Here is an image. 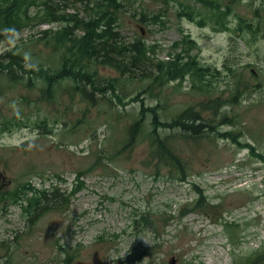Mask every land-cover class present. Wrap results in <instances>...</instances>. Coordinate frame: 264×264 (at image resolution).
I'll return each instance as SVG.
<instances>
[{
    "label": "rangeland",
    "instance_id": "rangeland-1",
    "mask_svg": "<svg viewBox=\"0 0 264 264\" xmlns=\"http://www.w3.org/2000/svg\"><path fill=\"white\" fill-rule=\"evenodd\" d=\"M55 3L80 9L78 0ZM232 4L226 28L238 33L235 38L231 31H215L205 17L208 9L198 2L203 15L192 19L178 14L177 0H127L121 12L124 39L142 36L156 49L155 56L167 58L183 47L197 53L210 66V89L193 87L189 76L171 81L160 99L158 89L141 91L143 85L124 79L122 90L116 88L123 104L114 89L108 88L107 95L99 90L85 94L66 78L56 86V99L47 102L41 100L46 94L40 80L28 86L21 78L5 86L7 77L0 73V118L19 114L28 123L0 134V186L13 188L29 180L38 190L62 193L65 203L35 220L18 203L0 204V264H264V255H257L264 254V159L257 155L264 156V8L255 0ZM240 14L257 24L255 38L239 36L244 28ZM57 27L43 23L14 30L0 40V55L42 29ZM184 35L195 43L175 46ZM23 48L27 66H61L60 56L42 44ZM233 53L241 54L243 62L230 70L227 60ZM98 71L100 81L119 76L108 66ZM239 90L241 96L233 101ZM138 93L149 106L165 101L163 121L203 101H230L203 111L218 114L220 123L197 140L177 127H159L180 156V170L174 160L155 155L150 113L137 141L125 147L127 128L140 116L142 103L127 102ZM224 114L233 122L223 121ZM45 116L48 121L41 125ZM80 170L86 174L78 180ZM200 193L205 205L194 208Z\"/></svg>",
    "mask_w": 264,
    "mask_h": 264
},
{
    "label": "trees",
    "instance_id": "trees-1",
    "mask_svg": "<svg viewBox=\"0 0 264 264\" xmlns=\"http://www.w3.org/2000/svg\"><path fill=\"white\" fill-rule=\"evenodd\" d=\"M124 0H89L94 13H91L86 18V26L83 27L84 34L80 35L81 38L76 41H70V33L64 31H55L52 29H43L41 34L31 38L28 43H41L49 49L62 52L64 56L63 65L59 68H51L45 66H39L33 64V66H27L28 61L26 59L23 45L17 44L9 51H6L0 55V73H4L7 77L8 84L5 86H14L21 78L26 79L28 86H33L37 80H40V85L43 92L46 94L43 98L47 102H51L53 99L50 96V92L55 83L61 79L72 77L75 80L85 77L87 82L92 86H96V79L93 75L97 74L100 66H111L118 71L121 75L129 74L132 78L138 79L141 83H146L151 87L162 86L166 81L180 79L183 80L188 74L193 72V65L197 62L196 56L184 59L182 54L177 55L172 59L171 65L162 63L163 59L154 61L150 52L147 55L141 56L138 51L141 48L150 49L146 42L142 40H135L133 42L124 39L122 33L115 29V23L120 17L121 10L124 9ZM37 5L38 9L34 13H30V7ZM64 8L59 4L53 5V0H0V39L5 37L3 31H12L15 29L21 30L33 24H41L43 22L53 23L62 16ZM104 23L109 26V35L114 40H119L122 43V47L119 49L115 56H111L108 53H94L91 51V45L97 40L101 27ZM96 32V34H95ZM195 43L194 40H190ZM71 51L85 53L92 58L91 62H83L77 60L69 53ZM150 51V50H149ZM113 59L117 60L116 64H112ZM149 63H154L155 72H148L146 66ZM28 75L25 77V73ZM105 89V86H99ZM107 87L115 88L116 79L111 78L107 82ZM116 96L119 97L117 93ZM120 98V97H119ZM133 100L138 99V96L133 97ZM26 100L31 103L30 98ZM220 104V102H219ZM210 106L207 103L201 104L197 111L192 109L185 110V114H178L174 116L171 121H163L160 114H158L157 106H145L141 104L140 116L134 118L127 128V142L125 147L133 145L145 126L144 120L148 113L151 116V130L150 135L152 137L151 145L154 149V153L161 159H173L176 166L183 170V165L180 163L179 157L176 155L175 150L168 144L167 138L160 135L159 127L169 125L173 128H179L182 133L190 138L199 139L204 137V133L214 132L220 122L216 121L218 114H202L203 111L209 109ZM222 120L228 119L231 122L233 119L228 118L227 114L221 116ZM48 116H45L40 121L41 125H46ZM28 123L20 117L19 114L10 115L9 117L0 118V134L6 131H12L14 129L27 126ZM187 132L189 134H187ZM224 135V134H221ZM231 135V134H230ZM233 138H236L234 134ZM249 147L254 150V146L247 143ZM258 156L264 158L260 153ZM185 173V172H184ZM183 173V174H184ZM86 172L78 171L77 179H81L82 175ZM201 194V193H200ZM204 195L201 194L200 200L195 203L194 208L202 207L205 205ZM12 203L20 204L25 211L31 213V220H35L37 217L42 216L48 210L62 209L65 206L64 195L56 192L49 194L45 190H38L29 180L13 187L3 188L0 186V204L2 207L7 208ZM190 211L192 208L184 207ZM184 211V210H183ZM185 214V212H183ZM144 219L149 223L150 218L145 216ZM138 254V256H140ZM71 253L67 252V258H71ZM264 259V256H263ZM244 262L241 264H248Z\"/></svg>",
    "mask_w": 264,
    "mask_h": 264
},
{
    "label": "bare ground",
    "instance_id": "bare-ground-1",
    "mask_svg": "<svg viewBox=\"0 0 264 264\" xmlns=\"http://www.w3.org/2000/svg\"><path fill=\"white\" fill-rule=\"evenodd\" d=\"M78 1H80V9H77V10L70 8V7H67V6L63 7L61 3H55V5L59 4L60 7H63L64 12L62 13V16L60 18H58L57 21H55L53 23H58V27H57L58 31H64V32L70 33V35L68 37L70 41H76V40L81 38L80 35L84 34L83 27L86 26V23H85L86 18L89 17L91 13H94L92 6H91L92 3H90L89 0H78ZM165 1H176V0H165ZM177 1L180 2V5L182 6V9L178 13L180 16L187 17L188 19H192L193 17L196 18V17L202 16L203 12L201 10H199L197 8V6L195 5V3L198 2L201 5L202 4L205 5L204 7L208 9L209 13L205 17H209V19L211 21L210 25L212 26V28L215 31L228 30L229 32L231 31L232 36L234 38L238 36L237 32L231 30L230 28H226V27H229V25L227 24V20H228L229 15L234 13L232 0H228L226 2H223L222 0H195L194 3H191L192 5L184 4L183 1H181V0H177ZM255 1L258 3V5L260 7L264 8V0H255ZM123 2L127 3V0H124ZM126 3L124 5L123 10H125L127 8ZM53 5H54V0H53ZM33 6H36L38 9L37 5H32L30 7V9ZM89 10H90V13L88 15H85ZM123 10H121V12ZM34 12L30 10V13H34ZM121 12H120L119 19L115 23V29L120 31L121 33H123L122 30L119 29ZM141 16H142L141 20L146 22L144 14H142ZM239 16H240L241 21H242L241 25H242V27H244L242 29H239V36L242 37V36H245L246 34H250V35H252L253 38H255L257 36L256 34H258L257 24L253 23L252 20H249L244 15L240 14ZM156 17H157V15H154V18H156ZM146 19L151 20V17H147ZM203 20H205V19H203ZM43 23H48V22H43ZM43 23H41V24H43ZM202 23L205 24L208 22H202ZM203 24H201V25H203ZM37 25H39V24H33L30 26H37ZM205 25H207V24H205ZM57 28H53L52 31H55ZM24 29H21V30H24ZM15 30H18V29H15ZM108 30H109L108 24L104 23L101 27L100 32L99 33L97 32V34H99L98 40L93 45H91V51H93L94 53H108L111 56H115L117 54L119 49L122 47V43L119 40L112 39L111 36L109 35ZM13 31L14 30H12V31L5 30V31H3V33L5 34V37H6L9 33L13 32ZM95 34H96V32H95ZM5 37H3L1 39H5ZM30 39L31 38L25 39L22 41V43H17V44H21V46L22 45L24 46L26 43H28V41ZM137 39L142 40V41L147 43V41L144 40L142 36L136 37L133 40H127V39H125V40L133 42ZM186 42L190 43L188 35H184L180 41H176L175 46H177L181 43H186ZM17 44L14 43V45L11 49H13L15 47V45H17ZM39 44H41V43H39ZM190 45H191V43H190ZM47 48H49V47H47ZM149 50L145 49V48H141L138 51V54L141 56H144L150 52V55L154 59V61H157L158 58L160 59V57L155 56V53H156L155 48H150ZM7 51H9V50H7ZM52 51H53V54L60 56V63H61L60 67H62L65 55H63L62 52L56 51L54 49H52ZM69 54L71 56L75 57L79 61H83V62H91L92 61V58L85 53H79V52L71 51ZM179 54H182L184 56V59H189L191 56L192 57L196 56V59H197V62L194 63V65H193V72L188 74L184 79H187L190 76L192 79V86L193 87H196L199 90L210 89V87L212 85L207 80V76L211 72L210 66H206L205 64H203L199 60L197 53L192 54L190 51H187V49H185L183 47L182 50L180 52H177L175 55L168 56L167 58H161V59H163L162 63L166 64V65H171L172 64L171 60L174 59ZM112 62H113L112 64H116L117 60L113 59ZM228 62H229V64H228ZM242 62H243V59L241 57V54H234L233 53L229 56V58L227 60V65H228L229 69L232 70L236 66L242 64ZM100 67H103V66H100ZM108 67H111V66H108ZM146 68H147L149 74L155 72L154 63L147 64ZM116 72L118 73L119 76L109 77L108 79H106L104 81H100V76H99V71H98L97 74L93 75V77L96 79V86H92L91 83L87 82L85 77H83L82 79H79V80H75L72 77H67V78L72 79L76 83V87L81 88V90L85 94H92L93 92L99 90V91H103L104 95H107V92L109 91L108 88H110V87H107L108 80L111 78H115L116 79V87L114 88L113 92H114V94L117 93L119 95L120 98L116 95H115V97H117L119 99V102H121V103H123L122 102V96L118 93L116 88L118 90H122L123 84L125 83L124 79L129 80L131 82V84H134V85H143L142 88H144V89L141 91L153 92L155 89H158L157 93L160 92V95H161L160 99H163V97L166 95L165 94L166 86H168L171 81H175V80L166 81L162 86L151 87V85L148 84V80L146 81V83H141L138 79L132 78L129 74L121 75L118 71H116ZM64 79H66V78H64ZM64 79H61L59 82L55 83V87H53L51 92H50V96L52 99H56V92H55L56 86H58ZM176 80H180V79H176ZM99 86H105L106 88L102 89ZM110 89H113V88H110ZM141 91H139V93ZM139 93H138V95L131 96L127 103L140 100L142 103H144L145 106H149V105H146L144 98H141L139 96ZM136 96H138V99L133 100L132 98L136 97ZM240 96H241V91L239 90L236 93V95L233 97V101H235L236 99H239ZM41 100H44V99H41ZM229 101L230 100H223L220 97H217L215 100H211L210 103L203 101V102H200L198 104V106H188L185 109H183L181 112H178V114H185V112H186L185 110H188V109H192L194 111H197L200 108L201 104H203V103L209 104V106H210L209 109H211L215 104L220 105L223 102L228 103ZM233 101H231V102H233ZM219 102H220V104H219ZM155 106H157L158 114H160V109L164 108L166 106L165 101L164 100L159 101V103L156 104ZM139 114H141V113H139Z\"/></svg>",
    "mask_w": 264,
    "mask_h": 264
}]
</instances>
